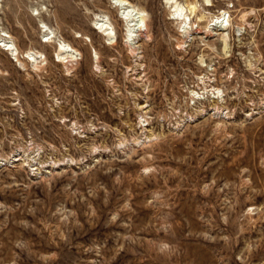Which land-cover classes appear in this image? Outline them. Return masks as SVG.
Instances as JSON below:
<instances>
[{
	"label": "rangeland",
	"instance_id": "374dc122",
	"mask_svg": "<svg viewBox=\"0 0 264 264\" xmlns=\"http://www.w3.org/2000/svg\"><path fill=\"white\" fill-rule=\"evenodd\" d=\"M0 264H264V0H0Z\"/></svg>",
	"mask_w": 264,
	"mask_h": 264
}]
</instances>
